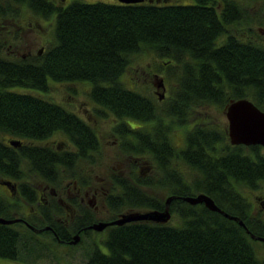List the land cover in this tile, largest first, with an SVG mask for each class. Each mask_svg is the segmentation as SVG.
<instances>
[{
    "label": "trees",
    "instance_id": "trees-1",
    "mask_svg": "<svg viewBox=\"0 0 264 264\" xmlns=\"http://www.w3.org/2000/svg\"><path fill=\"white\" fill-rule=\"evenodd\" d=\"M247 1H75L54 16L53 37L42 54L12 63L0 56V131L26 140L59 131L72 143L75 134L96 140L87 123L49 96L53 84L83 82L89 86L90 99L122 132L114 131L125 134V121L141 118L140 113L150 109L136 86L138 80L158 72L175 83L168 112L184 116L189 106L222 109L242 97L264 111V38L253 28ZM20 2H12V12ZM25 4L34 12L44 8L41 1ZM142 57L152 58L153 65L134 70V60ZM130 68L136 78L129 77L131 85H126L124 76ZM197 131L193 148L209 154L197 164L204 178L192 187L184 180L171 181L170 176L157 182L164 192L177 195L170 201L174 213L169 223L125 224L105 243L108 254L94 251L84 264H264L256 242L237 220L180 198L205 193L223 211L239 217L251 233L264 236V219L249 217L242 192L264 187V146H231L225 133L210 125ZM158 139L163 142L164 135ZM218 145L222 153L211 156ZM29 148L28 162L12 151V162H0V173L12 176L32 170L56 175L62 169L69 173L73 155ZM4 149L0 144L1 153ZM140 201L149 208L163 206L146 196ZM29 242L36 243L18 227L0 224V257L16 260L19 246L28 248Z\"/></svg>",
    "mask_w": 264,
    "mask_h": 264
},
{
    "label": "flooded vegetation",
    "instance_id": "flooded-vegetation-1",
    "mask_svg": "<svg viewBox=\"0 0 264 264\" xmlns=\"http://www.w3.org/2000/svg\"><path fill=\"white\" fill-rule=\"evenodd\" d=\"M15 1L20 2V0H0V56L11 63L15 58L31 61L44 51L43 48L33 50L30 42L23 40L26 28L34 30V28H41L42 25L37 21L32 27L30 22L24 24L21 18L17 19L22 15L12 12V2ZM28 1L21 0L20 6L29 8L25 4ZM34 1H41L44 8L42 7L40 12H34L29 8L33 15L56 16L59 10L79 0ZM102 1L123 3L120 0ZM249 3L251 8L256 7V10L252 12L255 23L253 28L264 38L262 21L257 18L262 3L257 0H250ZM140 81V85L144 88L139 87V92L147 99L150 109L147 114L140 113L141 118H128L125 126L122 127L124 131L128 130L125 134L114 131L122 132L119 126L115 127L113 119L106 116L104 110L100 109L101 106L90 99L88 92L86 95L90 107H86L84 112L89 113L86 119L81 118L65 102L56 101L67 106L72 113L87 123L96 140L83 139L84 135L75 134V142L72 143L62 131L41 140H26L0 131V144L3 149L5 148L3 150L5 152L0 151V162H12V151L17 154L21 162H28L27 160L31 159L29 152L31 146L40 147L47 152L50 150L52 153L66 152L74 157V160L70 161L69 173H65V169L56 175L50 171L36 173L32 170L12 176L0 173V217L15 220L10 223L12 227H18L41 248H46L48 242L56 246L73 247L81 245L86 238H89V251L86 252L85 261L87 257L95 253L94 251L108 254L105 243L114 232L121 231L125 224L138 221L152 224L169 223V220L165 223L146 220L123 223L115 221L130 212L162 211L166 199L175 194L165 190L166 197L162 202L159 198L148 195L147 190L161 189L157 182L166 179L167 176H170L171 181L184 180L186 186L191 187L193 182L204 178V173L197 168V164L200 165L203 162L202 156H209L208 151L204 149L206 153H198L192 146V143L197 141L198 127L210 125L217 130H222L225 133V141L231 146L233 144L230 143L227 133L228 123L226 126H220L214 120L216 118L214 113L224 114L225 108L189 106L188 114L184 116L168 112L167 103L175 83L167 82L159 72L152 73ZM75 83L58 84L66 86ZM150 86L155 87V100L149 97L147 88ZM72 88L75 95H78L80 88L78 86L76 88L72 86ZM90 121L107 123L111 133L110 138H103L101 130L90 124ZM161 134L164 135L163 142L158 139ZM11 141L15 142L11 143ZM221 153V146L218 145L214 147L211 156L218 157ZM107 157L112 162L108 168L104 166ZM38 159L40 161L41 158ZM244 191L248 192L243 196L249 204L247 207L249 217L256 220L264 219V188L261 190L248 188ZM145 196L159 205L162 202L163 206L149 208L147 205H141L143 201L139 202V198L142 197L143 200ZM254 203L259 204L258 210L254 208ZM173 213V211L170 212L171 218ZM96 224L104 226L98 230L93 227ZM242 228L246 232L244 226ZM247 234L250 236L249 233ZM75 235L78 239L73 243ZM251 239L264 246L263 241ZM261 245L259 248H262ZM258 257L264 259L263 250H259Z\"/></svg>",
    "mask_w": 264,
    "mask_h": 264
},
{
    "label": "rangeland",
    "instance_id": "rangeland-1",
    "mask_svg": "<svg viewBox=\"0 0 264 264\" xmlns=\"http://www.w3.org/2000/svg\"><path fill=\"white\" fill-rule=\"evenodd\" d=\"M244 5L247 8V10L251 13L256 10V7L251 8L249 6V1L245 2ZM56 7L58 6L56 5ZM17 8H18L16 12L17 15H22V16H18L17 19L21 18L24 24L30 22L33 27V24L35 25L37 21H39L42 25L41 28H37V29L34 28V30L26 28L25 34L23 36V40L30 42V44L33 46V50H39V48H43V50L45 51L46 47H48V43L50 44L51 38L53 37L52 32H53V27H54L53 26L54 15H51L49 19L46 20V18H42L41 16L33 15L32 11L29 8H23L21 6ZM257 18L262 21L261 26L264 27V20H263L264 19V4H261L259 16H257ZM150 59L152 58L142 57L139 59H135L134 61L136 62L135 63L136 65H133L134 66L133 69L141 70L142 67L144 66L146 68L150 67L152 64ZM139 62L142 65L138 64ZM133 69L130 68L126 71V76H124V79L128 78V80H125L126 85H131L129 81V77L134 76V78H136L135 75L131 73L134 71ZM138 81L141 82L140 80ZM66 86L64 85L61 86L56 83L55 86L51 87L49 96L54 98L55 100H60L61 102L62 101L65 102L66 104L69 105L71 109L75 110L81 118L86 119L89 113L88 111H86L88 114L84 112L86 110V107L88 108L90 107V102L88 101V97L86 95V93L89 90L88 84L83 83V82H77L74 85L71 84V85H66ZM72 86L74 88H76L77 86L78 88H80L78 95H75V93L73 92ZM136 86L142 87L140 83L139 85H136ZM147 89H149L148 93H149L150 99L155 100V96H154L155 87L150 86ZM165 94L167 97L166 91H165ZM70 95H74L76 97L70 96ZM214 115L216 116V118H214L215 122H217L220 126L222 125L226 126L227 120L225 118V114H221V112H217V113L215 112ZM90 124L95 125L96 127H98V129L101 130V135L103 136V138H106V139L107 137L110 138L111 133L108 129L107 123L105 122L94 123V121H90ZM111 163H112L111 159L107 157L104 161V166L108 168ZM147 192H148V195L157 197L162 202H164L166 194L162 190V188L161 189L159 188V190H156L153 188L151 190H147ZM242 192L245 195L248 194L247 191L242 190ZM257 206L259 207V204L254 203V208L256 210L259 209L257 208ZM89 243H90L89 238H86L81 245H75L73 247L71 246L69 247V245L60 246L57 244L59 246L58 247L54 243L48 242V245L46 248L44 247L41 248L37 246L36 243L33 244L29 242L30 246L27 249L19 246L18 258L16 260L0 257V264H84L86 252L89 251V246H88ZM256 245L259 248V245L261 244L256 243ZM261 247L262 248H259V250L264 251V246L261 245Z\"/></svg>",
    "mask_w": 264,
    "mask_h": 264
},
{
    "label": "water",
    "instance_id": "water-1",
    "mask_svg": "<svg viewBox=\"0 0 264 264\" xmlns=\"http://www.w3.org/2000/svg\"><path fill=\"white\" fill-rule=\"evenodd\" d=\"M123 3H135L142 2L143 0H120ZM152 1V0H148ZM225 118L227 120V133L230 143L233 145L243 144V145H261L264 146V111L258 108L252 100L247 97L238 98L235 100H230L224 110ZM15 142V141H11ZM177 196H170L166 199L165 207L162 211L152 210L146 212H130L123 215V217L116 223H123L126 221H136V220H146V221H156L160 223H165L170 218L169 212V201ZM182 200L188 202L189 204H203L206 208L211 211H216L223 216L230 218L232 220H237L238 223L244 226L250 237L264 242V236H256L251 233L248 228L245 227L243 221L234 215H230L219 208L214 200L205 193H198L195 195L181 196ZM15 220L5 219L0 217L1 224H10ZM103 224H96L93 227L95 229H101ZM78 236L75 235V243Z\"/></svg>",
    "mask_w": 264,
    "mask_h": 264
}]
</instances>
